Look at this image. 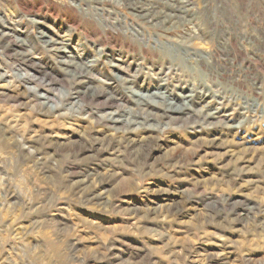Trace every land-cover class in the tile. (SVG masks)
<instances>
[{"label": "rangeland", "instance_id": "obj_1", "mask_svg": "<svg viewBox=\"0 0 264 264\" xmlns=\"http://www.w3.org/2000/svg\"><path fill=\"white\" fill-rule=\"evenodd\" d=\"M0 264H264V0H0Z\"/></svg>", "mask_w": 264, "mask_h": 264}, {"label": "bare ground", "instance_id": "obj_2", "mask_svg": "<svg viewBox=\"0 0 264 264\" xmlns=\"http://www.w3.org/2000/svg\"><path fill=\"white\" fill-rule=\"evenodd\" d=\"M171 107H172V106H171ZM171 107H170V108H171ZM173 109H175V108H173ZM176 111H177V110H176Z\"/></svg>", "mask_w": 264, "mask_h": 264}]
</instances>
